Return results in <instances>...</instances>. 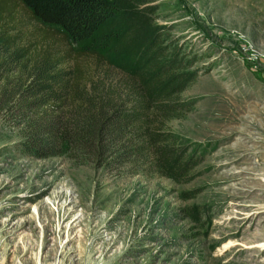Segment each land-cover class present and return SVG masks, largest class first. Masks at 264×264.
I'll return each instance as SVG.
<instances>
[{
    "label": "rangeland",
    "instance_id": "1",
    "mask_svg": "<svg viewBox=\"0 0 264 264\" xmlns=\"http://www.w3.org/2000/svg\"><path fill=\"white\" fill-rule=\"evenodd\" d=\"M154 3L199 57L183 109L158 124L200 162L167 175L133 139L38 158L24 113L0 107V264H264V0ZM8 24L40 40L22 13Z\"/></svg>",
    "mask_w": 264,
    "mask_h": 264
},
{
    "label": "trees",
    "instance_id": "2",
    "mask_svg": "<svg viewBox=\"0 0 264 264\" xmlns=\"http://www.w3.org/2000/svg\"><path fill=\"white\" fill-rule=\"evenodd\" d=\"M156 1L0 0V107L24 113L26 152L47 158L133 139L167 175L183 177L200 162L158 124L183 109L179 96L196 79L199 57L156 22ZM17 13L41 35L37 43L8 24ZM81 58L117 72L66 66Z\"/></svg>",
    "mask_w": 264,
    "mask_h": 264
},
{
    "label": "built area",
    "instance_id": "3",
    "mask_svg": "<svg viewBox=\"0 0 264 264\" xmlns=\"http://www.w3.org/2000/svg\"><path fill=\"white\" fill-rule=\"evenodd\" d=\"M257 58V55H255V59Z\"/></svg>",
    "mask_w": 264,
    "mask_h": 264
}]
</instances>
